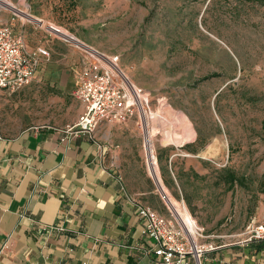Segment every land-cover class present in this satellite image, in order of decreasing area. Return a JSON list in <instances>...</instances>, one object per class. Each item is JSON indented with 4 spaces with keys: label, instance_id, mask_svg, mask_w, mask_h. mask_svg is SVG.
<instances>
[{
    "label": "rangeland",
    "instance_id": "1",
    "mask_svg": "<svg viewBox=\"0 0 264 264\" xmlns=\"http://www.w3.org/2000/svg\"><path fill=\"white\" fill-rule=\"evenodd\" d=\"M0 18L24 32L29 49L43 44L50 53L41 81L0 93V122L10 132L77 118L81 103L69 68L86 53L59 32L72 34L118 55L163 116L145 121L153 165L146 166L139 118L95 132L129 189L168 218L173 212L187 225L196 222L201 241L213 246H231L247 224L264 218V3L0 0Z\"/></svg>",
    "mask_w": 264,
    "mask_h": 264
},
{
    "label": "crops",
    "instance_id": "2",
    "mask_svg": "<svg viewBox=\"0 0 264 264\" xmlns=\"http://www.w3.org/2000/svg\"><path fill=\"white\" fill-rule=\"evenodd\" d=\"M69 69L72 93L79 61ZM64 125L0 122V264H160L130 199L149 204L107 162L106 143L63 139ZM203 264H264V241L219 246Z\"/></svg>",
    "mask_w": 264,
    "mask_h": 264
},
{
    "label": "built area",
    "instance_id": "3",
    "mask_svg": "<svg viewBox=\"0 0 264 264\" xmlns=\"http://www.w3.org/2000/svg\"><path fill=\"white\" fill-rule=\"evenodd\" d=\"M83 50L86 55L80 61L72 91L83 109L74 122L61 128L63 139L84 134L95 140V132L103 124L124 123L133 118L141 120V113L150 108L149 91L124 74L118 55L87 46ZM47 57L49 51L45 46L29 49L24 34L14 29V23L0 18V91L14 93L33 81H40L43 60ZM142 147L146 162L148 156L152 158L150 144L144 139ZM130 201L141 221L140 232L149 240L148 250L160 264L189 261L203 264L204 255L219 247L201 241L204 230L196 222L194 236L190 225L181 222L173 212L168 218L149 205ZM257 241H264V218L247 224L233 244L245 246Z\"/></svg>",
    "mask_w": 264,
    "mask_h": 264
},
{
    "label": "bare ground",
    "instance_id": "4",
    "mask_svg": "<svg viewBox=\"0 0 264 264\" xmlns=\"http://www.w3.org/2000/svg\"><path fill=\"white\" fill-rule=\"evenodd\" d=\"M2 8V7H1ZM11 9H14V10H17V11H21V14L23 15V16H25V17H27V18H36V17H33L32 15H30L29 13H27V12H25V11H22V10H19V9H17L16 7L14 8V7H12ZM20 13V12H19ZM38 19V18H37ZM39 20V19H38ZM53 28V27H52ZM53 30H55V31H58L59 32V30H56L55 28H53ZM60 34H62V35H64V36H66L67 38H69L71 41H75V43L77 44V45H79V46H82V48H85V46H87L88 48L90 47V48H92V49H96V48H94V47H92V46H90V45H88V44H86V43H84V42H82V41H78V40H75L76 39V37L74 36V35H72V34H66V33H61V32H59ZM122 70V69H121ZM123 71V70H122ZM124 72V71H123ZM125 74V73H124ZM126 75V74H125ZM127 76V75H126ZM146 119H149L150 121H155V119H157L158 121H162L163 120V116L161 115V113L159 112V111H152V109L151 108H149V110H146L145 112H142L141 113V126H142V128H143V131H144V139H145V143L147 144V143H149L147 140H146V138H145V136H146V131H147V125L145 124V121H146ZM147 122V121H146ZM166 122H168V121H166ZM161 124V123H160ZM160 127V126H159ZM157 130V132H155V135L157 134V133H161V131L159 130V128H157L156 129ZM177 135H179V133H177ZM155 137V136H154ZM154 141H151V144H150V149H151V152H152V158H150L149 156H148V158H146V165L148 164V163H150L151 165H153V164H156V161H157V157H156V155H155V147H154V143H153ZM148 166V165H147ZM189 229H190V231H191V233L194 235V236H196V231H195V229H194V227L190 224V227H189ZM197 264H199V263H197Z\"/></svg>",
    "mask_w": 264,
    "mask_h": 264
},
{
    "label": "trees",
    "instance_id": "5",
    "mask_svg": "<svg viewBox=\"0 0 264 264\" xmlns=\"http://www.w3.org/2000/svg\"><path fill=\"white\" fill-rule=\"evenodd\" d=\"M243 1H256V2H259V3H264V0H243Z\"/></svg>",
    "mask_w": 264,
    "mask_h": 264
}]
</instances>
